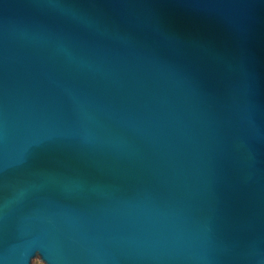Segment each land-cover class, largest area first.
<instances>
[{"label": "water", "instance_id": "1", "mask_svg": "<svg viewBox=\"0 0 264 264\" xmlns=\"http://www.w3.org/2000/svg\"><path fill=\"white\" fill-rule=\"evenodd\" d=\"M264 264V0H0V264Z\"/></svg>", "mask_w": 264, "mask_h": 264}, {"label": "rangeland", "instance_id": "2", "mask_svg": "<svg viewBox=\"0 0 264 264\" xmlns=\"http://www.w3.org/2000/svg\"><path fill=\"white\" fill-rule=\"evenodd\" d=\"M36 264H43L41 261L37 262Z\"/></svg>", "mask_w": 264, "mask_h": 264}]
</instances>
